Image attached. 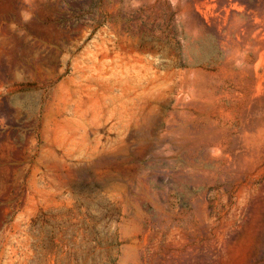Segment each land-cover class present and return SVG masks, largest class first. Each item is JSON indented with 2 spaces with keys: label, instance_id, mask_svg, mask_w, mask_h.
I'll use <instances>...</instances> for the list:
<instances>
[{
  "label": "rangeland",
  "instance_id": "rangeland-1",
  "mask_svg": "<svg viewBox=\"0 0 264 264\" xmlns=\"http://www.w3.org/2000/svg\"><path fill=\"white\" fill-rule=\"evenodd\" d=\"M231 1L0 0V264H264V0Z\"/></svg>",
  "mask_w": 264,
  "mask_h": 264
},
{
  "label": "bare ground",
  "instance_id": "bare-ground-1",
  "mask_svg": "<svg viewBox=\"0 0 264 264\" xmlns=\"http://www.w3.org/2000/svg\"><path fill=\"white\" fill-rule=\"evenodd\" d=\"M181 1V0H180ZM184 1H188L190 2L193 6L192 8H196L200 10L201 7H204V5L207 3V2H213L214 4H217L218 2L224 7V6H227V7H230V8H237L238 5H236V3H233L231 0H184ZM207 5V4H206ZM209 5V4H208ZM221 6V7H222ZM222 7V9H223ZM202 10V9H201ZM198 11V10H197ZM196 13V12H195ZM203 15V14H202ZM201 19H205V17H201ZM207 21V20H206ZM206 21L204 23H206ZM206 25V24H205Z\"/></svg>",
  "mask_w": 264,
  "mask_h": 264
}]
</instances>
